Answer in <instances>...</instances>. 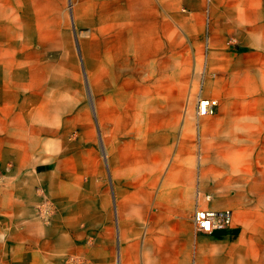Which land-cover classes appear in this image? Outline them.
<instances>
[{
  "label": "rangeland",
  "instance_id": "374dc122",
  "mask_svg": "<svg viewBox=\"0 0 264 264\" xmlns=\"http://www.w3.org/2000/svg\"><path fill=\"white\" fill-rule=\"evenodd\" d=\"M200 91L215 115L197 116ZM263 134L264 0H0V216L36 235L70 212L86 254L66 264H117L114 196L121 264H168L152 224L170 198L217 218L186 222L177 264L264 259Z\"/></svg>",
  "mask_w": 264,
  "mask_h": 264
},
{
  "label": "crops",
  "instance_id": "0c3cea01",
  "mask_svg": "<svg viewBox=\"0 0 264 264\" xmlns=\"http://www.w3.org/2000/svg\"><path fill=\"white\" fill-rule=\"evenodd\" d=\"M124 20L129 21V16L126 14L123 15ZM128 24V23H127ZM130 37V34H129ZM139 38L136 43L139 44H148L147 38L143 36ZM144 51V50H143ZM146 59L145 57H143ZM254 77V76H252ZM251 77V78H252ZM256 77V76H255ZM257 84L251 83L249 81L247 85V91L250 92L252 89H256ZM246 91V92H247ZM219 110V109H218ZM254 110V108H252ZM257 110V109H256ZM247 114L253 113V111L246 112ZM258 116L263 115L260 108L256 111ZM258 139L264 140V134L258 136ZM21 183H14L13 188H21ZM113 200L115 201L116 209L115 215L117 217V237H118V260L117 264L122 262V246L121 238L122 231L120 227V222L118 220V207H117V197L114 196ZM67 201V202H66ZM69 206L72 202L69 199ZM68 204L67 198L62 200V204ZM164 209L158 215V218H155L153 221V227L163 226L167 228V252L159 238L154 239V246L159 251L162 262L168 264H177L180 262L179 255L184 250H188L189 243L191 240L192 232L190 228L186 225L187 221H190L193 218V212L191 211V202L187 198L178 199L170 198L168 202L162 203ZM71 210V209H70ZM69 217L65 221L64 213L60 214L59 217L53 220L50 224L45 226H39L40 232L43 234H32V228L29 224L21 227L19 231L18 222L16 214L9 216H0V264H66V260L72 253H78L85 256L86 248H81L79 244H72L73 236L72 233L79 230V221L72 220L70 217V212L68 213ZM175 217V218H172ZM168 219L167 222L165 220ZM165 222V223H164ZM184 223V226L181 224ZM72 232V233H71ZM199 232H196V236ZM146 237V236H145ZM235 242L232 241L231 248L237 245L239 239L235 237ZM146 239V238H145ZM253 239H250L251 243ZM145 242V240L143 241ZM260 248L255 244L247 247V260L244 264H261L264 263V259L260 255ZM231 250V249H230ZM226 251L220 258L215 261V264H240L236 260V255L232 251ZM232 256H235L232 258ZM186 261L187 256L183 257ZM245 260V257H244Z\"/></svg>",
  "mask_w": 264,
  "mask_h": 264
},
{
  "label": "built area",
  "instance_id": "2783aa9c",
  "mask_svg": "<svg viewBox=\"0 0 264 264\" xmlns=\"http://www.w3.org/2000/svg\"><path fill=\"white\" fill-rule=\"evenodd\" d=\"M207 50L209 48L210 41V17L207 18ZM206 69L204 70L205 75ZM203 91H200L196 102V114L198 117L212 116L215 115L219 109L220 102L216 97L204 96ZM206 200L211 199V195H205ZM216 215L208 209H204L200 206L199 199H197L194 213H193V224L196 231L212 232L216 226Z\"/></svg>",
  "mask_w": 264,
  "mask_h": 264
}]
</instances>
